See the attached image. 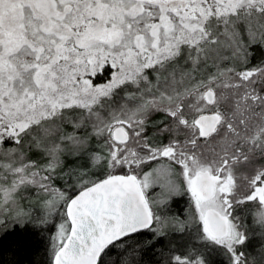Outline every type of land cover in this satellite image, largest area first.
I'll return each mask as SVG.
<instances>
[{"label": "snow or ice", "instance_id": "6c2138e0", "mask_svg": "<svg viewBox=\"0 0 264 264\" xmlns=\"http://www.w3.org/2000/svg\"><path fill=\"white\" fill-rule=\"evenodd\" d=\"M0 264H264V0H0Z\"/></svg>", "mask_w": 264, "mask_h": 264}, {"label": "trees", "instance_id": "16d2710c", "mask_svg": "<svg viewBox=\"0 0 264 264\" xmlns=\"http://www.w3.org/2000/svg\"><path fill=\"white\" fill-rule=\"evenodd\" d=\"M180 207H184V205H183V204H181V205H180ZM42 251H43V250H42ZM218 259H219V258H218Z\"/></svg>", "mask_w": 264, "mask_h": 264}]
</instances>
